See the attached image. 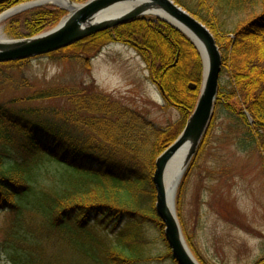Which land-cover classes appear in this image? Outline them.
Wrapping results in <instances>:
<instances>
[{
    "label": "trees",
    "instance_id": "trees-1",
    "mask_svg": "<svg viewBox=\"0 0 264 264\" xmlns=\"http://www.w3.org/2000/svg\"><path fill=\"white\" fill-rule=\"evenodd\" d=\"M25 1L30 0H0V13ZM174 1L214 35L221 71L230 74L229 88L219 83L215 108L222 106L242 130V140L258 150L264 168V0ZM259 5L263 6L255 9ZM216 8L221 13L252 12L232 29H224ZM65 13L50 6L26 11L9 20L8 34L18 36L20 27L27 35L37 34L53 27ZM111 42L127 45L142 57L149 78L167 105L179 111L181 121L155 127L136 110L79 86L43 88L30 96L64 100L68 107L14 109L0 104V209L14 215L7 242L24 245L32 234L36 240L30 244L36 249L39 240L54 232L68 238L69 233H90L94 227L105 237L98 242L100 251L112 242L108 229L123 222L106 251L105 264H146L152 257L140 226L149 220L167 247L164 256L177 264L155 210L152 174L156 158L175 140L195 106L201 58L183 33L154 16L131 19L46 55L62 53L64 59L84 60L89 66V58ZM71 125L77 127L75 133L70 132ZM45 165L54 170L47 171ZM256 264H264V257Z\"/></svg>",
    "mask_w": 264,
    "mask_h": 264
},
{
    "label": "rangeland",
    "instance_id": "rangeland-1",
    "mask_svg": "<svg viewBox=\"0 0 264 264\" xmlns=\"http://www.w3.org/2000/svg\"><path fill=\"white\" fill-rule=\"evenodd\" d=\"M32 9L35 8L11 16L4 23L7 38L36 36L58 24L31 36L24 27L17 30L18 36L9 35V20ZM216 10L224 29H232L252 12ZM62 55H41L22 64H0V104L14 109L68 107L64 100H31L30 96L43 88L79 86L104 93L136 110L155 127L164 128L181 121V114L174 106L167 105L149 78L144 60L133 48L118 42L108 43L89 58V66L84 60L64 59ZM219 83L230 87L228 71H221ZM210 124L176 191L177 219L190 251L200 264H256L264 257V168L260 153L242 140V130L222 106L214 108ZM76 129L71 125L70 132L75 133ZM44 167L47 171L54 170L52 165ZM13 217L8 210L0 209V264H105L113 235L123 227L120 222L118 228L108 229V239L112 242L107 241L100 251L98 242H103L104 236L94 227L89 228L90 233H69L68 238L54 232L39 240L41 244L35 249L30 244V240H36L32 234L24 245L7 242L6 233ZM140 229L146 251L152 257L146 264H174L164 256L167 247L155 224L145 220Z\"/></svg>",
    "mask_w": 264,
    "mask_h": 264
},
{
    "label": "water",
    "instance_id": "water-1",
    "mask_svg": "<svg viewBox=\"0 0 264 264\" xmlns=\"http://www.w3.org/2000/svg\"><path fill=\"white\" fill-rule=\"evenodd\" d=\"M38 0L13 6L1 15H16L36 6H25ZM67 11L58 24L39 35L18 39L0 40V63L26 60L65 48L96 32L123 24L137 17L154 16L183 33L198 51L202 62V80L195 106L185 125L175 140L155 160L152 176L156 190L155 210L163 223V233L177 264H200L190 251L174 204L169 200L164 185L167 169L174 155L187 145V153L181 165L185 172L196 153L212 121L219 77L222 69V56L214 35L197 17L174 0H86L77 3L66 0ZM39 6V5H38ZM123 6L116 16L99 18L108 9ZM11 12V14H10ZM189 89L195 84L190 83ZM174 205V206H173Z\"/></svg>",
    "mask_w": 264,
    "mask_h": 264
},
{
    "label": "bare ground",
    "instance_id": "bare-ground-1",
    "mask_svg": "<svg viewBox=\"0 0 264 264\" xmlns=\"http://www.w3.org/2000/svg\"><path fill=\"white\" fill-rule=\"evenodd\" d=\"M49 6V5H58L60 7H67L66 0H38L36 2H32L25 6ZM124 9L123 6H116L114 8L108 9L103 12L99 18H108L118 15ZM11 14V12H10ZM10 18L7 14L0 16V40H4L7 37L4 34V23ZM187 153V145L182 147L172 158L170 161V165L167 169L164 185L167 190V194H169L168 198L171 202H175L176 191L180 184V181L183 177L184 172L182 171L181 165L184 161L185 155ZM174 206V205H173ZM175 206H174V213H175ZM176 215V213H175Z\"/></svg>",
    "mask_w": 264,
    "mask_h": 264
}]
</instances>
